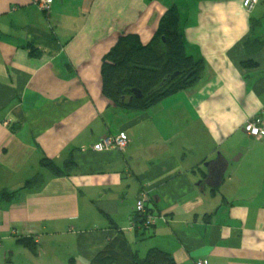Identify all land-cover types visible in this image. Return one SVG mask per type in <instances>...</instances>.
<instances>
[{
	"label": "crops",
	"instance_id": "crops-1",
	"mask_svg": "<svg viewBox=\"0 0 264 264\" xmlns=\"http://www.w3.org/2000/svg\"><path fill=\"white\" fill-rule=\"evenodd\" d=\"M40 1L0 0V193L13 196L0 197V264H95L111 242L264 264V138L243 130L264 108V0L251 13L244 0ZM173 5L201 79L148 109L116 105L104 57L122 35L148 44ZM121 131L125 151L94 149ZM144 189L158 221L132 228Z\"/></svg>",
	"mask_w": 264,
	"mask_h": 264
},
{
	"label": "trees",
	"instance_id": "trees-1",
	"mask_svg": "<svg viewBox=\"0 0 264 264\" xmlns=\"http://www.w3.org/2000/svg\"><path fill=\"white\" fill-rule=\"evenodd\" d=\"M181 14L177 5L170 7L160 20L152 40L144 44L136 34L122 35L117 44L103 59V94L123 108L148 109L164 98L195 86L205 70L203 60H197L187 51L185 37L180 28ZM179 74L175 77L172 75ZM144 95L133 98V90ZM122 98H126L122 102ZM45 165L49 162L45 160ZM75 165L69 160L66 169ZM41 179L27 183L37 186ZM1 199H11L9 193H0ZM151 212V211H150ZM36 253L37 245L30 239L20 240ZM115 242H111L93 261L95 264H177L171 254L157 248L148 251L144 258L129 250L116 252Z\"/></svg>",
	"mask_w": 264,
	"mask_h": 264
},
{
	"label": "built area",
	"instance_id": "built-area-1",
	"mask_svg": "<svg viewBox=\"0 0 264 264\" xmlns=\"http://www.w3.org/2000/svg\"><path fill=\"white\" fill-rule=\"evenodd\" d=\"M262 0H244V7L248 13H251L256 5ZM53 0H42L37 5L44 12H49ZM243 130L251 138H264V108L255 116L251 117L244 125ZM130 144L129 135L125 131L117 134L105 136L94 147L97 151L118 150L125 151ZM148 193L144 189L140 194L138 204L136 206V213L133 220L132 228L140 226L142 228H152L157 224L158 216L152 214L147 207ZM141 222V224H138ZM197 264H209L206 260H199Z\"/></svg>",
	"mask_w": 264,
	"mask_h": 264
},
{
	"label": "water",
	"instance_id": "water-1",
	"mask_svg": "<svg viewBox=\"0 0 264 264\" xmlns=\"http://www.w3.org/2000/svg\"><path fill=\"white\" fill-rule=\"evenodd\" d=\"M179 74V72H176V73H174L173 75H172V77H175V76H177ZM143 93L140 91V90H138V89H134L133 90V96L129 99V101H132L133 100V98H138V99H140V98H142L143 97ZM125 100H126V98H122V102H125Z\"/></svg>",
	"mask_w": 264,
	"mask_h": 264
}]
</instances>
